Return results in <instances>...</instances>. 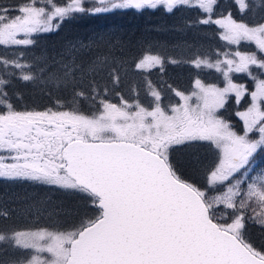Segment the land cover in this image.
Masks as SVG:
<instances>
[{
	"label": "snow or ice",
	"instance_id": "snow-or-ice-1",
	"mask_svg": "<svg viewBox=\"0 0 264 264\" xmlns=\"http://www.w3.org/2000/svg\"><path fill=\"white\" fill-rule=\"evenodd\" d=\"M231 8L220 11V0H0V47L31 46L76 13L117 9H187L224 42L190 61L219 73L223 86L197 76L189 93L173 89L178 102L166 106L150 80L144 99L117 92L113 102L94 77L85 84L66 69L69 110H19L12 84L34 81L36 68L23 52L0 57V178L79 192L96 211L63 230L0 229V264H264V245L246 229L249 220L264 227V169L254 166L264 153V18L246 20V0ZM157 67L163 60L151 53L135 63ZM110 80L119 84L118 70ZM233 94L236 105L247 98L234 113L239 127L223 115ZM85 99L95 105L89 114L74 108ZM193 142L213 153L202 182L174 158L177 146Z\"/></svg>",
	"mask_w": 264,
	"mask_h": 264
},
{
	"label": "trees",
	"instance_id": "trees-1",
	"mask_svg": "<svg viewBox=\"0 0 264 264\" xmlns=\"http://www.w3.org/2000/svg\"><path fill=\"white\" fill-rule=\"evenodd\" d=\"M58 2L62 3L63 0ZM87 3H92V0H87ZM246 3L250 5L246 20L264 18V0H247ZM231 4L232 0H220V11H235ZM196 19V13L187 9L174 14H168L162 9L76 13L59 21L57 30L37 34L35 43L31 46L0 47V57H16L23 52L27 61L36 68L34 81L12 84L11 92L19 110H44L54 106L69 110L64 105L72 101H65L68 92L62 90L60 83L66 69L75 71L77 79L85 84L94 77L100 89H108V98L113 102H117V92L129 100H133L138 92L140 98L144 99L145 82L150 80L161 91L162 103L166 106L178 102L179 98L175 97L173 89L189 93L197 76L205 82L223 86V78L219 73L209 69H195L190 63L193 57L200 54L212 55L224 43L218 39L213 27L195 24ZM121 32L124 34L119 35ZM200 40H206V43H200ZM148 53L159 55L163 60V67L148 71L137 70L135 63L138 58ZM94 67L99 70L94 72ZM114 69L118 70L120 76V82L116 85L110 80ZM248 81L237 74V82ZM246 102L247 98L236 105L233 94L227 111L223 113L237 127L241 122L234 113L238 108L243 110ZM74 108L89 114L95 110V105L85 99L82 103L75 102ZM195 154L200 155L204 165L213 159L212 151L203 142L177 146L174 158L180 162L188 176L202 182L201 162L189 159ZM259 154L262 159L258 164L262 165L264 153ZM12 191L22 200L38 202L44 209L62 208L68 210V214L62 211H42L35 219L14 217L11 213L7 215V219H3V215H0V229L3 230L10 231L27 223H46L52 228L63 230L78 223L81 216L96 215L91 202L79 192L31 181L0 178V202ZM246 229L248 237L257 246L264 245V227L249 220ZM0 258H4L1 253Z\"/></svg>",
	"mask_w": 264,
	"mask_h": 264
},
{
	"label": "rangeland",
	"instance_id": "rangeland-1",
	"mask_svg": "<svg viewBox=\"0 0 264 264\" xmlns=\"http://www.w3.org/2000/svg\"><path fill=\"white\" fill-rule=\"evenodd\" d=\"M247 2V0H246ZM213 29L215 30V28L213 27ZM124 33L121 32L119 35H123ZM198 41V40H197ZM195 41L197 44L200 43H206V40L202 41L200 40V43ZM82 42V41H81ZM84 45V44H82ZM246 84L249 85L251 82L248 81L246 82ZM252 86V85H251ZM242 123V122H241ZM258 156V157H257ZM256 156V160H255V164L254 166L257 169V172H259L260 170L264 169V164L259 165L258 162L261 161L262 157H260V154L258 153ZM190 160L195 161V162H201L200 163V167H202L204 165V160L201 161V157L200 155H192L190 158ZM204 159V158H203ZM260 163V162H259ZM262 163H264V161H262ZM0 203L5 204V206L0 204V215H8L11 213L12 216L14 217H28V218H34L35 216H38L40 214V212L45 211V212H56V213H60V211H62L64 214H68V210H64L62 208H46L44 209L38 202H29V201H25L20 199L19 195L17 193H15V191L10 192L7 196H5L4 199L1 200ZM41 224H45L46 223H41ZM25 225H32V223H27ZM23 225V226H25ZM0 253L2 254L3 251L0 250ZM9 255H11V250H9ZM3 257H4V253H3Z\"/></svg>",
	"mask_w": 264,
	"mask_h": 264
},
{
	"label": "flooded vegetation",
	"instance_id": "flooded-vegetation-1",
	"mask_svg": "<svg viewBox=\"0 0 264 264\" xmlns=\"http://www.w3.org/2000/svg\"><path fill=\"white\" fill-rule=\"evenodd\" d=\"M3 254V253H2Z\"/></svg>",
	"mask_w": 264,
	"mask_h": 264
}]
</instances>
